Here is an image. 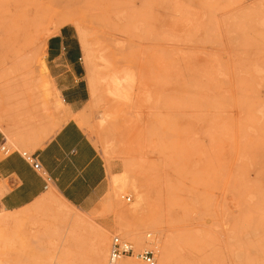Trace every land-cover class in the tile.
I'll return each mask as SVG.
<instances>
[{"label":"rangeland","instance_id":"obj_1","mask_svg":"<svg viewBox=\"0 0 264 264\" xmlns=\"http://www.w3.org/2000/svg\"><path fill=\"white\" fill-rule=\"evenodd\" d=\"M61 1L0 0V93L40 79L61 27L80 44L72 23L58 24L78 20L92 48L82 49L89 99L72 118L108 190L89 211L49 187L8 212L0 264H101L99 235L107 252L115 236L131 244L125 264H145L144 251L155 264H264V0ZM62 122L55 115L53 130ZM63 212L85 220L77 239L52 233Z\"/></svg>","mask_w":264,"mask_h":264},{"label":"crops","instance_id":"obj_2","mask_svg":"<svg viewBox=\"0 0 264 264\" xmlns=\"http://www.w3.org/2000/svg\"><path fill=\"white\" fill-rule=\"evenodd\" d=\"M70 30L63 26L47 40L39 80L0 93V211L23 209L49 187L67 204L89 211L108 190L103 160L72 118L89 90L82 48ZM55 115L64 122L54 131ZM23 152L35 156L40 170Z\"/></svg>","mask_w":264,"mask_h":264},{"label":"bare ground","instance_id":"obj_3","mask_svg":"<svg viewBox=\"0 0 264 264\" xmlns=\"http://www.w3.org/2000/svg\"><path fill=\"white\" fill-rule=\"evenodd\" d=\"M63 1L59 0V2L57 3L56 7H59ZM61 7H65V6H61ZM64 18H62L58 24L59 25H63L64 23H67V22H70L72 23V25L75 26L76 28V31H77V34H78V37L80 39V46L81 48L83 49V52L85 53V55L87 57L90 56V51H91V44L87 41L86 39V34H85V31L83 30V27L82 25L80 24V22H78V20L76 21L71 15L69 14H65L63 16ZM69 24V23H68ZM94 73V72H93ZM97 74V73H95ZM94 75V74H93ZM98 75V74H97ZM109 76V75H108ZM103 79V78H102ZM101 78H99V76H93L91 77V87H92V91L93 93L96 92L98 89V84L100 82ZM105 80V79H104ZM109 80V79H108ZM89 82V81H88ZM111 82H112V88H111V92L114 93V94H121V92L118 90V87H117V82H115V80H112L111 79ZM89 84V83H88ZM89 86V87H90ZM122 89V88H121ZM120 89V90H121ZM91 90V89H90ZM123 91V90H122ZM125 92L123 91V94H121L122 96H124ZM92 94V93H91ZM96 94V93H95ZM120 96V95H119ZM121 97V96H120ZM116 181V177H114L113 179V182ZM55 192V191H54ZM53 193V192H52ZM58 195V194H57ZM59 196V195H58ZM118 194L116 195V198H117ZM120 196V195H119ZM59 198L61 200L62 197L59 196ZM118 200V199H117ZM64 201V200H63ZM65 202V201H64ZM8 213V212H7ZM64 213V212H63ZM69 213V212H67ZM62 215V214H61ZM17 217V215L15 214H6V215H1L0 214V226L1 225H4V224H7L13 220H15ZM60 221H59V224L55 225V228L52 229V233L57 235L60 239L61 242H65V240L67 239H77L78 236H79V228H81V226L85 223V220L83 221V219L78 216V215H71L69 217V215L66 214V212L64 213L63 216L60 217ZM58 221V220H57ZM54 235V236H55ZM53 236V235H52ZM98 237V236H97ZM58 239V238H57ZM97 254H98V257H100V261H101V264L104 263L105 261V257H106V254L108 253L107 252V238L104 236V235H99V237L97 238ZM155 240L151 239V240H144V245L146 244H155L154 243ZM139 246V243L138 245ZM152 246V245H151ZM154 247V246H152ZM96 249V248H95ZM144 249V248H143ZM169 247H168V243L167 241H165L164 243H161V245L159 246V260L161 262H167L169 260ZM96 255V254H94ZM158 255V254H157ZM171 255V254H170ZM96 257V256H95ZM97 259V257H96ZM184 260H186V257H183ZM98 261V259H97ZM129 261V260H128ZM109 263V262H108ZM98 264V263H97ZM100 264V263H99ZM112 264V263H111ZM113 264H125V262L123 261H116L114 262ZM129 264H133L132 263H129ZM135 264V263H134Z\"/></svg>","mask_w":264,"mask_h":264},{"label":"built area","instance_id":"obj_4","mask_svg":"<svg viewBox=\"0 0 264 264\" xmlns=\"http://www.w3.org/2000/svg\"><path fill=\"white\" fill-rule=\"evenodd\" d=\"M21 156L27 163L32 164L35 170H40V166L38 162L35 160V156L29 153H26V152H23ZM133 254H134L133 248L130 243L119 238L118 236H115L111 239L109 250H108V262L109 263H114L120 260L122 257L133 256ZM135 258L139 259L145 264H155L154 256L149 251L137 253L135 255Z\"/></svg>","mask_w":264,"mask_h":264}]
</instances>
